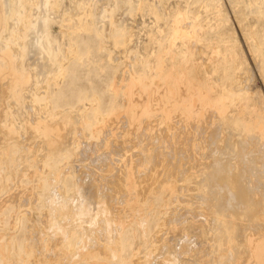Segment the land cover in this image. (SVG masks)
Instances as JSON below:
<instances>
[{
	"label": "bare ground",
	"instance_id": "6f19581e",
	"mask_svg": "<svg viewBox=\"0 0 264 264\" xmlns=\"http://www.w3.org/2000/svg\"><path fill=\"white\" fill-rule=\"evenodd\" d=\"M196 1L0 0V264H264V99Z\"/></svg>",
	"mask_w": 264,
	"mask_h": 264
},
{
	"label": "rangeland",
	"instance_id": "374dc122",
	"mask_svg": "<svg viewBox=\"0 0 264 264\" xmlns=\"http://www.w3.org/2000/svg\"><path fill=\"white\" fill-rule=\"evenodd\" d=\"M168 1L173 2L174 4H176L175 6H178L179 9H182L185 0H168ZM217 2L220 3V6L223 8L225 12V16L228 20V24H227L228 26H224L222 23H220V25H214L210 29H208L207 32H205V37L209 42L219 45L221 44L222 36L227 35L229 32L228 30H232V32L236 37V40L239 42L246 56L247 63L250 68V73L252 76L251 86L253 90L255 92H259V94L264 99V76L261 73V69L264 68V48L263 51L260 52L261 55H258L259 60H263V65L260 68L254 53L250 51L247 45L249 32L258 28L264 29V18L261 19L256 18L259 12L260 14L264 15V0H218V1L206 0L205 2L196 1L189 8L190 13L194 16H198V22L202 25H208L214 23L216 20L220 22L222 18H220L217 13V7H218ZM148 5H149V0H144V2L142 3V9L145 10V13L141 10V14L137 17L138 20H144L146 24H151L152 19L150 18V14L148 13L150 6ZM206 6L208 7L209 11L206 10L205 8ZM239 13L244 17L243 19H240ZM52 32L60 39L59 28L57 25H53ZM153 34L154 36L161 35L163 39L167 38V32L161 33L160 31L154 30ZM63 50H66V47H63ZM88 57L89 56L87 55L85 57V60ZM197 58L200 68L204 76L206 77L205 72L208 69H207V65L204 64V57L201 55L200 52H198ZM85 60L84 62H86ZM139 67L140 66H135L136 73L143 74L142 69ZM114 75H115V70L110 65H108L105 68V70L102 69L99 70V78H97L96 81L99 84V88L101 92H104L106 90L105 89L106 85L109 84L110 81H112ZM108 96L109 95H107L106 97L107 104L109 102ZM192 172L193 171L190 169H188L187 171L188 174ZM190 180L193 181L192 178H190ZM156 199L157 200L155 201V207L157 211L156 212L157 216L149 217V225L153 228L155 225V221H157V219L162 221L167 216V214L169 215L170 212L173 211L172 205L167 204V206H165V203L162 198L158 197ZM170 208L172 210H170ZM135 247L137 248L138 253L143 254L145 252L143 243L137 244ZM105 264H114V262L113 261L111 263L106 262Z\"/></svg>",
	"mask_w": 264,
	"mask_h": 264
},
{
	"label": "snow or ice",
	"instance_id": "6c2138e0",
	"mask_svg": "<svg viewBox=\"0 0 264 264\" xmlns=\"http://www.w3.org/2000/svg\"><path fill=\"white\" fill-rule=\"evenodd\" d=\"M255 71V70H254ZM261 73L264 74V68L261 69Z\"/></svg>",
	"mask_w": 264,
	"mask_h": 264
}]
</instances>
